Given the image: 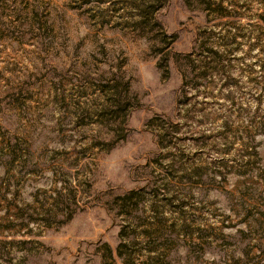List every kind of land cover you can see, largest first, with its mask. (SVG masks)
<instances>
[{"label":"rangeland","instance_id":"1","mask_svg":"<svg viewBox=\"0 0 264 264\" xmlns=\"http://www.w3.org/2000/svg\"><path fill=\"white\" fill-rule=\"evenodd\" d=\"M0 264H264V0H0Z\"/></svg>","mask_w":264,"mask_h":264},{"label":"trees","instance_id":"2","mask_svg":"<svg viewBox=\"0 0 264 264\" xmlns=\"http://www.w3.org/2000/svg\"><path fill=\"white\" fill-rule=\"evenodd\" d=\"M174 38H175V37H172L171 44L175 41ZM169 54H170V53H169ZM173 56H174V57H173ZM173 56H172V57H168V58H167V62L172 63V64L175 66L176 70H178V72L180 73V76H181V78H182V89H183V87H184L185 84H186V82H185V80H186V76H185V73H183V71H182V69H181V66H182L185 70H187V69H189V68H192V67H189V65H191V64H190V61H189L190 54L184 56V58H185L186 61H184L185 63H182V64L179 63V61H177V60L175 59V57H177V56H179V55L174 54ZM132 195H133V193L131 192V193L125 195L124 197H122L121 199H122V201H124V202H125V201H129V200H131ZM244 234H245V232L242 231V230H238V231L236 232V236H243ZM120 247H121V245L118 247V250L120 249Z\"/></svg>","mask_w":264,"mask_h":264}]
</instances>
